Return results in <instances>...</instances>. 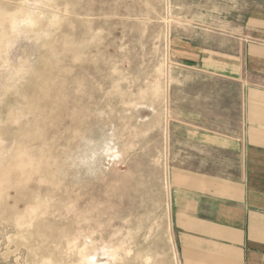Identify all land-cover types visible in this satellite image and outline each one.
I'll return each instance as SVG.
<instances>
[{
  "label": "rangeland",
  "instance_id": "374dc122",
  "mask_svg": "<svg viewBox=\"0 0 264 264\" xmlns=\"http://www.w3.org/2000/svg\"><path fill=\"white\" fill-rule=\"evenodd\" d=\"M257 13L264 0H0V264H177L178 55L224 49Z\"/></svg>",
  "mask_w": 264,
  "mask_h": 264
},
{
  "label": "crops",
  "instance_id": "0c3cea01",
  "mask_svg": "<svg viewBox=\"0 0 264 264\" xmlns=\"http://www.w3.org/2000/svg\"><path fill=\"white\" fill-rule=\"evenodd\" d=\"M244 23L224 49L177 54L191 75L168 97L184 145L167 172L177 264H264V13Z\"/></svg>",
  "mask_w": 264,
  "mask_h": 264
}]
</instances>
